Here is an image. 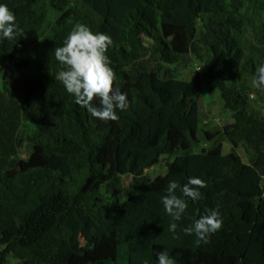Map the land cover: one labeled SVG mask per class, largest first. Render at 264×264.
<instances>
[{"label":"trees","instance_id":"1","mask_svg":"<svg viewBox=\"0 0 264 264\" xmlns=\"http://www.w3.org/2000/svg\"><path fill=\"white\" fill-rule=\"evenodd\" d=\"M0 3L21 29L11 41L0 38V74L11 83L0 91V264L11 257L17 264H158L162 251L176 264H264V113L249 98L250 79L264 65V0ZM78 22L112 38L114 87L129 102L117 109L118 121L90 116L55 80L62 66L54 49ZM191 53L232 113L222 131L232 145L227 154L215 145L193 151L200 72L187 80L175 70ZM26 144L33 148L23 157ZM181 151L167 174L150 181L148 169ZM190 177L207 187L201 200H187L174 238L161 197L169 181ZM217 208L222 228L195 246L182 229Z\"/></svg>","mask_w":264,"mask_h":264},{"label":"clouds","instance_id":"2","mask_svg":"<svg viewBox=\"0 0 264 264\" xmlns=\"http://www.w3.org/2000/svg\"><path fill=\"white\" fill-rule=\"evenodd\" d=\"M20 32L15 14L6 3H0V38L11 41ZM112 42L110 35L93 32L89 26L78 22L65 38L63 46L54 49L55 60L62 66L55 80L62 83L68 94L74 96L77 104L87 108L90 116L104 122L118 121L117 109L124 111L129 107L127 94L114 87L115 73L107 55ZM252 85L264 88V65L257 67ZM94 100L98 101L99 106H93ZM205 187L206 181L198 177L188 178L183 185L176 180L169 181L161 204L170 217L165 230L171 232L174 238L177 221L182 219L188 208L187 200H201L200 189ZM205 213L182 229L185 235L195 236L193 243L197 247L209 243L211 235L223 226L218 208L205 209ZM157 261L158 264H176L167 251L158 253Z\"/></svg>","mask_w":264,"mask_h":264},{"label":"rangeland","instance_id":"3","mask_svg":"<svg viewBox=\"0 0 264 264\" xmlns=\"http://www.w3.org/2000/svg\"><path fill=\"white\" fill-rule=\"evenodd\" d=\"M199 30L202 31V22L199 21ZM175 70L179 78L194 80L196 73L199 70L201 82H202V97L200 98V116H201V129L198 135L199 141L195 144L193 151L196 153L204 150H209L214 145L218 151L222 154L230 152L232 145L226 140L222 134L225 125L233 122L232 113L225 107L224 99L221 92L215 89L214 83L208 78L206 72L203 70V63L198 57L191 53L182 58V60L176 65ZM11 83L9 80H5L3 75L0 74V91H4L7 87L10 88ZM250 93L249 98L251 102V108H261L264 113V88H255L252 85V78L250 79ZM206 131L212 133V140H209L206 136ZM32 145L26 144L21 156L26 157L32 151ZM183 153L178 152L173 155H163L160 162L154 167L147 170V175L150 181L154 182L158 177L168 173V163L172 162L177 155ZM239 153L244 160H249L245 148L241 146ZM132 176L124 175L122 177L123 185L126 187L131 186ZM103 195L106 198L108 205H111L113 201V194L109 193L106 188H103ZM124 199V198H123ZM92 223L90 222L82 231L81 240L83 244H86L89 240V231ZM17 259L10 258L9 264H17Z\"/></svg>","mask_w":264,"mask_h":264}]
</instances>
